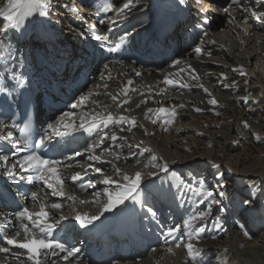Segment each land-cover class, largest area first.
I'll list each match as a JSON object with an SVG mask.
<instances>
[{
    "label": "bare ground",
    "instance_id": "1",
    "mask_svg": "<svg viewBox=\"0 0 264 264\" xmlns=\"http://www.w3.org/2000/svg\"><path fill=\"white\" fill-rule=\"evenodd\" d=\"M207 1L202 0V7L209 17V23L203 24L202 14L192 7V2L187 4L186 1L185 7L178 6L175 0H140L139 3L134 0V6L126 10L123 18L117 20L113 32L109 34L110 39L111 34L132 33L128 46L134 51V55L126 63L110 61L106 58L107 51L99 50L108 41L94 40L91 31L84 36L80 35V32L90 30L95 24V34L103 36L108 28L107 17L114 15V12H109L97 16L87 8L88 0H60L61 4L69 6L83 5L86 10L74 16L66 14V10L62 8H53L54 15L47 19L37 17L27 25L24 35L19 39L21 51L30 52L22 44L26 43L25 37L35 42L36 36L42 35L59 46V55L64 54V57L54 63L60 73L51 75L46 57L49 51L45 55L35 53L32 56L37 63L35 65L23 54L24 66L19 69L21 72H26L29 77L45 75L60 86H65L70 95V105L82 92L93 90L100 93L90 99L89 107L83 111L80 108L70 110L75 113L71 118L73 121L78 124L81 115L93 110L103 115L111 112L117 117H126L120 124L105 129L109 135L115 132L124 139L115 142L105 140L96 150V154H99L107 147L109 151L119 154V160L107 155L101 161L88 160L89 153L84 152V149L95 141V135L79 132L73 136L60 137L76 144L82 153L80 156L70 153L67 156L68 163L64 164L62 161L59 168V174L64 178L65 195L52 196L51 190L39 181H34L29 186L32 192H38L40 201L52 216L56 219L66 217L62 221V230L57 231L62 235L59 240L66 247L80 248L76 257L69 258V261L60 259L64 253H58V256L46 259L44 264H50L52 260L56 264H191L187 250L175 246L187 243L186 236L178 234L173 241L165 240L161 233L165 228L180 224L189 213L203 210L205 205L195 203L196 197L191 192L183 200L161 194V179L148 175L149 172L158 171L151 167L152 156L157 157V163L168 162L171 171L165 179V187L171 182L172 172L180 173L189 180L193 176L196 179L203 178L210 187L217 184L215 177H223L226 184L223 203L227 211L220 212L217 210L218 206H213L211 215L203 222L206 231L202 239L198 243L193 242L201 250L204 264H264V22L252 19L249 14L236 7H229L230 0ZM7 2L8 0H0V8H4ZM123 2L124 0H115L116 6ZM52 3L55 4L56 0H52ZM212 3H216L215 6L209 7ZM243 4L264 11V0H243ZM225 7H229L228 13L222 11ZM246 16L248 19L245 23ZM101 19L105 20L104 24L99 23ZM172 27L184 30L189 39L188 45L174 49L176 43L171 33ZM204 31H207V36L203 35ZM165 34L166 38L163 37ZM201 40L204 41L202 44ZM196 45L203 49L204 54L200 57L193 51ZM169 50H176L175 55L163 59L161 54ZM38 56L40 59L37 60ZM122 60L126 61L124 58ZM175 61H180L179 65L173 66ZM105 63L109 65L107 70L104 68ZM188 64L197 70L199 81L191 80L186 67ZM241 67L246 73L244 76L239 74ZM77 68L87 69V75L79 76L73 72ZM180 69L185 71L180 72ZM137 72L141 75L137 76ZM101 73H104V80L100 79ZM6 75L0 62V78ZM166 75L169 79L188 83L190 87L184 89L166 86L163 83ZM128 80L133 81V84L127 85ZM105 82L108 84L107 89L102 87ZM98 84L101 85L100 88L96 87ZM198 84H202L203 88L198 87ZM225 84L228 87H224ZM125 86L135 88L136 91L130 90L125 97ZM204 88L212 94L211 97ZM161 89L166 90L157 95ZM117 93L118 100L113 102L110 95ZM243 96L249 98L247 105L240 99ZM146 97L150 98L141 104L140 101ZM213 97L218 101L215 106L208 104V100ZM125 99L128 103L118 108L117 103ZM93 100L97 103H92ZM173 106H176L178 115L173 124L168 126V131L164 130L165 126L161 121L153 124L150 119H145L144 113L148 108ZM195 108L202 111L196 112ZM217 112L220 114L216 115ZM132 120L135 121V126L129 123ZM245 122L249 125L248 128L244 127ZM121 128L124 130L121 131ZM180 132L187 135L186 139L178 140L177 133ZM254 134L261 137L260 142L255 139ZM144 149L148 151L141 154ZM75 157L77 160L72 161ZM146 164L149 167H145ZM81 165L101 167L107 175H112L114 166L129 175L141 171L144 174L143 185L150 193L147 197L148 206L156 212V218H145L146 209L142 210L139 206L133 209L122 205V211L117 209L104 213L94 225L80 228L74 217L77 213L88 216L98 214L106 200L103 191L107 187L100 182L103 177L99 173L82 168ZM17 172L20 175L19 170ZM76 172H80L84 180L95 181V188L81 189L80 181L74 183L71 179ZM161 176L164 177L165 174ZM4 180L0 169V182ZM22 181L29 183L26 178ZM94 192L101 194L97 203H91ZM69 195L74 196L75 200H69ZM247 199H253L254 203L245 205L243 201ZM82 200L86 203H80ZM52 203H60L62 208L54 210L50 207ZM23 207L38 212L40 203L27 197ZM18 211L13 208L0 211V234L5 231L7 217L15 225L8 226V235L15 236L19 230V222L9 214ZM215 218H221L224 229L218 231L214 228ZM241 225L252 239L244 236ZM22 236L21 232L19 238L22 239ZM4 246L7 245L0 240V247ZM169 247L172 248V253L168 252ZM22 251L12 249L9 253H0V264H20L15 257L17 252ZM21 260L25 258L21 257ZM25 264L31 262L25 260Z\"/></svg>",
    "mask_w": 264,
    "mask_h": 264
},
{
    "label": "snow or ice",
    "instance_id": "2",
    "mask_svg": "<svg viewBox=\"0 0 264 264\" xmlns=\"http://www.w3.org/2000/svg\"><path fill=\"white\" fill-rule=\"evenodd\" d=\"M140 0H135V3H139ZM179 5L187 7L186 0H178ZM134 6V0H124L120 6H116L115 0H99L96 6L95 14L100 16L102 13L107 14L114 12L113 16L107 17L108 28L103 36L95 34L96 25L93 24L91 29H85L80 32L81 36H84L86 32L91 31L93 33L92 38L97 41H109V34L113 32V26L117 20L123 18L126 15V10H129ZM62 8L66 10V14H73L74 16L84 9L83 5L77 7L76 5L69 6L68 4H61L60 0H56V3H52V0H8L4 8H0V21H2V27H0V62H2L3 70L7 74L5 77L0 78L4 80V85L0 86V112L3 111V106H11V104L18 98L14 93L17 91V87H22L25 83L24 73L19 69L24 66L23 52L19 45V38L24 35L27 25L36 20L37 17L47 19L54 15L53 8ZM192 7L196 8L198 12L202 14L203 24L209 23V17L202 7V0H192ZM209 7H214L210 4ZM229 7H236L241 12L249 14L250 17L258 22H264V11H260L252 6H245L243 0H230ZM229 7L222 9L224 13L229 12ZM234 19V18H233ZM248 16L245 17V23L247 22ZM232 20L229 21L231 23ZM100 24H104L105 20L101 19ZM202 27V25H199ZM132 35L130 32H124L123 35H117L112 39L107 47V51L110 53H119L124 55L128 52V41ZM204 36H207V31L203 32ZM204 41L201 40V44ZM215 43V41H212ZM193 51L197 57H200L203 53V49L200 45H196ZM210 55V53H208ZM180 61H175L173 66L179 65ZM109 65L104 64L105 70ZM188 73L191 80L199 81L200 76L197 74V70L191 65L187 66ZM185 69H180V72H184ZM237 71V69H233ZM241 76L246 75L241 67L239 69ZM137 76L141 74L136 73ZM223 76V74H221ZM110 78V77H109ZM100 79L104 80V73L100 74ZM163 83L169 87H180L187 89L190 87L188 83L181 82L180 80L169 79L166 75ZM133 81L128 80L127 85H132ZM198 87L203 88L202 84H198ZM228 87L227 84L223 85ZM100 88L101 85H96ZM103 88L107 89L108 84L105 82L102 85ZM11 88V90H9ZM136 91L135 88H129L127 86L123 89V94L127 97L129 91ZM166 89H161L160 92L156 93L160 95ZM204 91L211 97V93L207 88ZM100 93L89 90L86 93H81L75 98L74 102L71 103V109L80 108L82 111L84 108L89 107V101L92 97L98 96ZM143 95V94H142ZM119 93L116 95H110L113 102L118 100ZM146 97L141 100L140 103H146ZM244 104L247 105L249 102L248 96L240 97ZM92 103H97L92 101ZM128 103L125 99L117 103V107H122L123 104ZM208 104L217 105L218 101L213 97L208 100ZM140 107V104L136 105ZM184 107V105H179ZM194 111L201 112L202 109L195 108ZM149 114H152L150 116ZM220 113L217 112L216 115ZM75 115L72 111H62L59 117L54 122L48 123L46 130L43 133L35 131L30 120H24L22 123H16L14 120L11 123H5L0 120V133H3L5 129H9L6 134H0V141H8L12 145V149L9 152L0 149V169L6 177L14 178L19 170V173L26 174L28 182L39 181L42 182L43 186L51 190V195L55 197H63L64 193V178L59 174V168L62 166V161L51 158L48 156V152L51 150V142L56 137H67L73 136L75 133L83 132L89 136L95 135L96 139L94 142L89 143L84 149V152L89 153L88 160L101 161L102 157L107 155L113 157L114 160H119L120 156L117 153L109 151L105 147L99 154H96V150L104 143L105 140H111L113 142L118 139L123 140L124 137H118L115 132L111 135L105 129L110 126H115L126 120L124 116H115L109 112L107 115H103L100 112L93 110V112L81 115L80 122L77 124L71 118ZM178 113L176 106L171 108L160 107L157 109L148 108L145 113V119H150L153 124L159 121L165 126L164 130L168 131V126L173 124ZM153 116L155 118H153ZM132 126H135V121H129ZM244 127L248 128L249 125L245 122ZM15 129L18 132V136L14 137ZM121 131L124 129L121 128ZM131 130L130 128L128 129ZM255 136V134H254ZM255 139L260 142L261 137L255 136ZM148 151L147 149L142 150ZM24 152L22 157L12 160L13 157H17L18 153ZM82 153L76 152L74 156H80ZM11 160V163L9 162ZM139 163V161H137ZM175 163V162H173ZM67 167L68 165H63ZM82 168H88L92 171L99 173L103 179L100 181L107 187L103 191V196L106 198L105 202L101 205L100 211L96 215L88 216L87 214L77 213L74 219L78 223L80 228H88L90 225H94V222L98 221L104 213L114 212L120 209V206L125 208L131 206L135 209L139 208L146 209L145 218H156V212L151 206H148L147 197L150 194L143 185L144 174L141 171H136L134 175H129L123 172L119 167L113 168L112 175L104 173L101 167L94 165H81ZM145 167H149L148 164ZM151 167L158 169V171L149 172L150 177H156L161 179L160 190L161 194L171 195L174 199L183 200V197L188 196L191 192L195 197V203L198 205H205L203 210H197L195 212L186 215L180 224L173 227L165 228L161 235L165 240H175L180 236H186L187 243L181 245L176 244V247H184L187 250V256L191 264H204L201 257V250L196 247L195 242H199L206 229L203 226V222L206 221L212 213L213 206H218L217 210L220 212L227 211L223 201L226 197V184L223 181L222 176L215 177L217 184L214 187L207 186L206 180L203 178L196 179L194 176L192 180L187 179L180 173L172 172L171 182L165 187V179L167 174L171 171L169 169L168 162L157 163V157H151ZM218 168L219 165H213ZM161 174H165L164 177ZM72 181L75 183L80 181L79 187L81 189L95 188L96 182L93 180H84L80 172H76L72 177ZM254 186V185H253ZM174 189V190H173ZM93 200L91 203H97L100 200V193H93ZM30 198L33 202L40 203V210L38 212L31 211L28 207H23L20 211L9 214L14 216L15 220L19 222V230L16 231L15 236L8 235V226L15 227L12 225L11 219L7 218V225L5 231L0 234V240H2L4 247H0V253H9L12 249L23 250L17 252L16 259L20 261V264H25V260L31 262V264H44V261L50 257L58 256V253H64L59 258L64 261H69V258H75L76 254L80 252V248L72 247L68 248L61 242L56 233L58 230H62V221L66 219L64 216H60L56 219L52 214L46 210V205L40 201L38 192H31ZM69 200H75L72 195L68 196ZM80 203H86V201H80ZM245 205L253 204V199L244 200ZM50 207L54 210H60L62 204L52 203ZM121 211L123 209H120ZM25 221H27L25 223ZM214 228L216 230L224 229V224L221 218L214 219ZM244 229L243 234L248 239L253 237L249 234L246 228L241 225ZM21 232L23 233L22 239ZM215 239V237H213ZM243 247V245H241ZM155 251V249H153ZM168 252L172 253V248H168ZM24 257L25 260H21ZM50 264H56L55 260H52ZM116 264V262H113Z\"/></svg>",
    "mask_w": 264,
    "mask_h": 264
},
{
    "label": "rangeland",
    "instance_id": "3",
    "mask_svg": "<svg viewBox=\"0 0 264 264\" xmlns=\"http://www.w3.org/2000/svg\"><path fill=\"white\" fill-rule=\"evenodd\" d=\"M181 47V46H180ZM179 47H175L174 49H178ZM176 52V50H169L163 54H161L163 56V59H169L171 58L173 55H175L174 53ZM179 136H178V140L182 141L184 139H186L187 135L185 136L184 133H177ZM223 223V222H222ZM224 224V223H223Z\"/></svg>",
    "mask_w": 264,
    "mask_h": 264
}]
</instances>
